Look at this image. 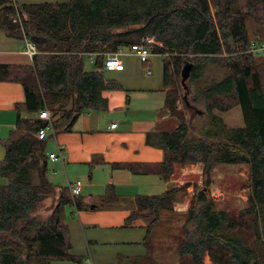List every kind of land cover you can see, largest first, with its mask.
<instances>
[{"label": "trees", "instance_id": "trees-1", "mask_svg": "<svg viewBox=\"0 0 264 264\" xmlns=\"http://www.w3.org/2000/svg\"><path fill=\"white\" fill-rule=\"evenodd\" d=\"M249 22L256 25L252 31ZM0 32L37 50L30 64L0 65V78L20 83L25 94L15 107V129L1 141L0 177L6 184L0 185V264L80 262L70 253L60 206L103 209L115 199L112 188L93 208L59 188L57 204L39 217L55 188L46 178L45 141L33 136L45 122L29 115L49 110L58 134L69 132L87 111H106L104 93L120 87L100 71L105 55L145 38L162 45L154 51L164 58V108L177 120L158 136L164 160L154 172L167 182L186 166L199 165L201 186L187 181L158 196L137 197L127 223H146L147 254L122 264H158L152 242L162 227H168L162 238L177 264H264V55L249 51L252 42L264 43V0H0ZM90 54L94 71L83 65ZM186 64L191 67L184 100ZM237 106L244 126L228 128L215 112ZM220 164L247 168L241 209H218L209 196L211 172ZM191 185L186 210L176 211L179 195L186 196Z\"/></svg>", "mask_w": 264, "mask_h": 264}, {"label": "crops", "instance_id": "crops-1", "mask_svg": "<svg viewBox=\"0 0 264 264\" xmlns=\"http://www.w3.org/2000/svg\"><path fill=\"white\" fill-rule=\"evenodd\" d=\"M13 1L39 4L52 0ZM122 56L131 57L133 54L125 51ZM30 62L25 54L24 40L0 35V65H26ZM123 65L122 72L126 73L116 84L120 88L104 93L108 100L106 111H87L74 120L69 132L48 134L45 139L47 156L58 150L64 155L62 163L47 160V167L51 166L59 175V185H53L56 198L59 188L70 183L81 184L79 199L92 208L100 204L109 187L115 197L103 209L76 211L70 205L73 210L71 218L65 217L63 224L69 231L70 253L80 262L55 261L54 264H122L123 261L129 263L132 259L145 257L146 223L142 219L127 223L135 209V199L161 195L172 184L181 182H164L154 172V166L164 160L158 136L172 129L171 118L164 108L168 89L164 87L163 74L161 78L158 73L153 78L149 77L152 73L145 77L138 67L126 69ZM24 100L20 83L0 78V161L5 154L1 141L15 129V107ZM112 124H116L114 129H110ZM191 167L195 168L194 165ZM1 181L6 184L2 177ZM137 245L143 247V253L118 251L121 247ZM98 247H111L113 251L104 253L97 250Z\"/></svg>", "mask_w": 264, "mask_h": 264}, {"label": "rangeland", "instance_id": "rangeland-1", "mask_svg": "<svg viewBox=\"0 0 264 264\" xmlns=\"http://www.w3.org/2000/svg\"><path fill=\"white\" fill-rule=\"evenodd\" d=\"M58 0H52L50 2H55ZM249 31H252L253 28L256 27L253 23H248ZM2 33L0 32V35ZM123 60V63L125 64L126 69L131 67H138V69L141 71V75L147 77L145 75V70L149 69L151 70V76L150 78H153L157 73L161 78L162 71H163V61L164 58L161 55H150L148 58L147 63H141L137 57L129 56V57H120ZM83 65L84 69L86 71H94L97 69L96 60L93 59L90 61L88 57H84L83 59ZM126 72H112V71H104L103 75L105 79L110 80L114 83H120V80L124 77ZM167 110V109H166ZM200 110V109H199ZM225 123V125L228 128H240L244 126L242 114L240 107H233L230 110L226 112H215ZM166 114H169L168 110L166 111ZM170 124L172 125V128H174L177 125V120L174 117H171ZM170 125V127H171ZM34 136V135H33ZM46 141L44 142L45 145ZM195 168H192L191 166H186L184 169L178 172L176 174V178L174 177L173 180L175 181H181L174 184H182L187 181L194 180L197 182L198 185L201 186V168L199 165L194 166ZM183 170H186L184 173ZM183 171V172H182ZM58 172H55V170H52L51 166L47 167L46 171V178L48 181L53 185H59L57 182L59 180ZM176 178V179H175ZM211 182L212 184L208 187L209 196L216 202L218 209L222 210H228V211H236L238 209H241L246 201L247 197V188H246V182H247V168L244 165H228V164H220L214 167V169L211 172ZM0 185H4L0 182ZM56 194H58L56 192ZM193 195V186L187 188L186 196L185 195H179L180 198L178 200V203L176 204V211L178 212H184L188 206L190 196ZM57 204V198L55 194L51 195L48 199H46L39 210L37 211V214L39 217H43L49 214V212L54 208V206ZM60 218L61 222L64 223L65 217L68 218V220L71 218L72 215V208L70 205L64 204L60 206ZM182 222V220H181ZM167 225H170L167 223ZM168 231V227H162L159 230L155 231L156 238L152 242V251H153V257L154 260L158 264H177V258L173 253H167L168 251H171L172 246L169 244V240L162 238L163 233ZM174 232V231H173ZM99 251L102 250L104 253H110L113 251L111 247L104 248V247H98ZM119 252L122 253H143L144 249L142 246L137 245L136 247H121L118 249ZM209 264V262H206Z\"/></svg>", "mask_w": 264, "mask_h": 264}, {"label": "built area", "instance_id": "built-area-1", "mask_svg": "<svg viewBox=\"0 0 264 264\" xmlns=\"http://www.w3.org/2000/svg\"><path fill=\"white\" fill-rule=\"evenodd\" d=\"M17 20L19 21V16L17 15ZM25 42V54L30 60L37 55V50L35 46L28 40ZM154 48H162V45L157 43L154 38H145L140 41V43L132 44L126 47H119L114 53L106 54L100 71H112V72H122L124 70V65L120 60V56L124 54L125 51L135 55L141 63H147L150 55H161L156 53ZM249 51L258 55H264V43L252 42ZM162 56V55H161ZM94 55L90 54L88 58L90 61L93 60ZM150 71L145 70V75H150ZM36 118L45 122V125L41 127L35 134L34 137L37 141H45L48 134L54 135L52 123L55 117L52 116L51 112L47 109L41 110L36 114ZM116 124H112L110 129H114ZM48 159L52 161H64V155L61 150L57 153L49 154ZM68 192L71 198H75L81 193L80 183H70L67 185Z\"/></svg>", "mask_w": 264, "mask_h": 264}, {"label": "water", "instance_id": "water-1", "mask_svg": "<svg viewBox=\"0 0 264 264\" xmlns=\"http://www.w3.org/2000/svg\"><path fill=\"white\" fill-rule=\"evenodd\" d=\"M190 67H191L190 64H186L183 67L182 71H181V84H182L183 88L185 89V94L183 96L184 100L186 99V95H187V93H186L187 87L185 86V81L188 78V74H189Z\"/></svg>", "mask_w": 264, "mask_h": 264}]
</instances>
